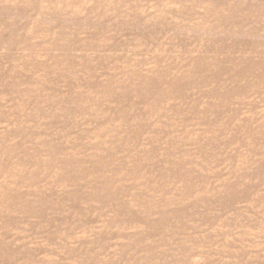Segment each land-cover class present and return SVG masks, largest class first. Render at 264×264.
I'll return each instance as SVG.
<instances>
[{"label":"rangeland","instance_id":"1","mask_svg":"<svg viewBox=\"0 0 264 264\" xmlns=\"http://www.w3.org/2000/svg\"><path fill=\"white\" fill-rule=\"evenodd\" d=\"M0 264H264V0H0Z\"/></svg>","mask_w":264,"mask_h":264}]
</instances>
